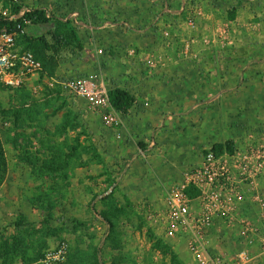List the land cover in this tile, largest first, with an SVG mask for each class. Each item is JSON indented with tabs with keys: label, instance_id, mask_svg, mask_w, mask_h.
Here are the masks:
<instances>
[{
	"label": "rangeland",
	"instance_id": "1",
	"mask_svg": "<svg viewBox=\"0 0 264 264\" xmlns=\"http://www.w3.org/2000/svg\"><path fill=\"white\" fill-rule=\"evenodd\" d=\"M119 1L88 0L89 11H93L90 23L96 31L90 30L82 15L80 21L86 20L87 28L79 32L81 40L89 44L88 51L96 52L102 47V52L96 53L103 55L105 51L97 40L98 33L105 27L107 30L104 31H119L124 26L118 10L124 5ZM76 3L67 0L59 8L77 9ZM100 14L107 15L108 19L105 21ZM186 22L189 25L188 17ZM34 26H29L30 32L37 36L41 31L53 29L54 23L49 21L39 25V29ZM195 27L196 16L194 24L189 25L191 30ZM24 33L25 30L20 33L21 42L26 37ZM166 38L168 36H163L162 41ZM192 43L202 46L193 40L190 43V39L184 46L189 48ZM71 47L44 53L35 47V51H31L37 57H46L49 69L46 80L40 76L16 89L0 92V110L7 121L0 127L4 158V170L0 171V264H190L187 242L178 236L169 238L166 235L164 205L167 190H163L161 184L172 183L194 162L195 158L188 155L201 158L211 149L210 143L204 142L206 137L201 142L204 133L207 134L201 110L194 108L187 114L191 124L183 117V133L176 128L171 131L178 155L172 157L174 160L168 157L164 162L171 169L165 181L156 167L157 162L154 160L152 164L151 161V156L161 151L156 137L151 138L153 143L149 149L146 147L148 138L128 140L122 130L123 124L117 135L104 123L102 113L93 111L84 99L66 91L61 90L60 97H75V104L64 103L58 98L38 99L30 106L38 114L35 121L28 120L23 113L17 118L11 114L14 108L23 109L24 96L34 84L40 95L55 94L58 97L57 86L49 83V77L65 79L95 72L74 66L84 60L85 49L83 46L76 54ZM51 55L55 58L50 59ZM99 55L94 56L95 62L101 59ZM155 67L157 64L151 68ZM191 69L194 76L204 74L203 68ZM102 81L106 86L103 77ZM143 106H150V97L145 99ZM76 107L80 112H73ZM37 110L43 111L44 118ZM58 110L64 114L57 113ZM213 112V109L208 111L210 122L215 118ZM120 117L123 121L122 115ZM197 143L203 144L193 147ZM138 149L146 151L145 159L139 157ZM169 149L171 146L165 149V155ZM184 151L185 155L182 154ZM153 187L158 188L155 196H142L141 193L151 191ZM255 264H264V259Z\"/></svg>",
	"mask_w": 264,
	"mask_h": 264
},
{
	"label": "crops",
	"instance_id": "2",
	"mask_svg": "<svg viewBox=\"0 0 264 264\" xmlns=\"http://www.w3.org/2000/svg\"><path fill=\"white\" fill-rule=\"evenodd\" d=\"M65 1L67 2L61 0L60 3L63 2L64 6ZM75 1L82 14V0H69L71 3ZM119 2L124 5L122 9H118L124 26L119 31H104L107 30L105 27L98 33L97 40L105 51L103 55L88 51V42L82 41L85 49L84 60L80 63L78 61L79 64L74 66L84 67L88 71H100L108 90L115 87L126 88L133 95L134 102L128 114L122 116V130L128 140L148 138L150 141L146 144L147 148L152 146L151 138L156 137L161 151L158 155L153 154L151 161L152 164L154 160L157 162L156 167L164 181L171 173V169L164 162H167L168 157L174 160L172 157L178 155V147H174L176 143H172L171 131L176 128L183 133V117L185 122L190 121L191 124L188 117L190 115L187 114H191L194 108L201 110L200 115L205 118L203 120L207 134L204 133L201 142L206 137L204 142L212 146L213 143L230 140L233 151L239 152H246L264 142V0ZM92 12L89 11L90 18ZM192 12L199 13L195 14L194 30L186 22ZM100 15L105 21L108 19L107 15ZM39 25L42 24L34 27L39 29ZM29 26H25L24 36H35L30 32ZM78 27V33L86 31L87 28L83 22ZM165 35L168 38L162 41ZM20 37L18 39L24 45L25 41L21 42ZM189 39L190 43L193 40L202 46H193L192 43L186 48L184 44ZM94 40L92 35L91 41ZM131 49L135 50L134 54L130 53ZM98 55L101 59L95 62L94 56ZM149 55L155 57L157 67L151 68L145 64L144 59ZM191 68H203L205 75L194 76ZM55 85L58 97L55 94L40 95L38 89H32L24 96V107H21L23 109L14 108L11 114L14 118L24 114L28 120L35 121L38 114L36 110L30 109L34 100L58 98L64 103H76V96L60 97L62 89L58 84ZM34 87L36 88L35 84ZM149 97L150 106L144 107L143 102ZM203 105L206 106L205 109L199 108ZM73 109V112H80L78 107ZM211 109L214 110L212 116L215 118L210 122L208 111ZM59 112L64 114L61 110L57 113ZM38 113L44 118L43 111ZM201 144L203 143H197L193 147L202 146ZM131 145L132 149L133 144ZM170 146L171 149L167 151L169 153L165 155V149ZM132 151L130 152L133 153ZM182 154L185 155V151ZM187 157L195 158L192 163L200 161V156L190 154ZM184 171L185 169L172 183L165 181L164 185L161 184L163 190L179 183L183 179ZM157 189L153 187L151 191L146 190L141 194L144 197H153L158 193ZM239 189L243 193V201L232 213L213 214L210 226L202 234V245L206 251L225 255L228 262L243 246L240 234L242 221L247 220L260 233H264V206L258 201V197L264 199V171L254 175L250 182L240 183ZM199 211L200 204L196 195L191 197L190 213L194 215ZM188 235L185 232L178 237L187 242ZM251 250L254 264L259 259H264V252L257 244ZM190 256L192 263L194 257L191 253Z\"/></svg>",
	"mask_w": 264,
	"mask_h": 264
},
{
	"label": "built area",
	"instance_id": "3",
	"mask_svg": "<svg viewBox=\"0 0 264 264\" xmlns=\"http://www.w3.org/2000/svg\"><path fill=\"white\" fill-rule=\"evenodd\" d=\"M60 1L0 0V92L16 89L40 76L46 77L42 62L18 39L20 33L25 30L24 25H32L31 20L26 18L27 13L38 10L48 18L57 16L75 25L81 24L80 18L83 15L90 30L94 31L90 23L88 0H82L85 2L82 3V14L78 9L60 10ZM195 14L199 13L192 12L188 15L190 26L195 22ZM86 20L83 21L85 27ZM96 52L101 53L102 50L97 49ZM130 53L135 52L131 49ZM144 62L148 67L156 64L150 55L145 57ZM48 81L51 85L58 84L68 94L84 99L93 111L102 113L104 123L119 134L123 121L108 99V89L101 74L91 72L65 79L51 76ZM33 89L37 90L38 87ZM5 124L7 121L3 119L0 110V127ZM137 154L142 159L147 157L146 151L142 149H138ZM261 171H264V142L246 152L224 150L215 153L209 149L202 154L199 162L187 166L179 183L167 189L164 205L165 232L169 238L185 232L189 234L187 247L194 257L191 264H254V254L251 250L254 244L264 252V233H260L247 220L241 223L243 246L234 253L230 262L225 255L208 253L202 245V234L210 226L212 215L218 212L232 213L244 199L239 189L240 183L250 182L252 177ZM188 186L198 191L200 211L194 215L190 213L191 197L185 192ZM258 201L264 206V199L258 197ZM59 252H62V249Z\"/></svg>",
	"mask_w": 264,
	"mask_h": 264
},
{
	"label": "trees",
	"instance_id": "4",
	"mask_svg": "<svg viewBox=\"0 0 264 264\" xmlns=\"http://www.w3.org/2000/svg\"><path fill=\"white\" fill-rule=\"evenodd\" d=\"M26 18H29L31 20L32 25L45 24L51 20H53L54 23L53 29L47 30L45 33H41L35 37L30 36L24 39V46L29 50H32L34 52L35 47H37L42 50L43 53L45 51L59 52L60 50L65 51L67 48L72 46L70 50H72L76 54H79L80 51L83 49V43L78 33L79 25H75L69 20H62L57 16H53V18H48L43 14V12H40L38 10L27 13ZM25 26L27 25H24V27ZM34 56L42 62L44 69L47 73L48 67L46 66L45 61L46 57L44 56V58H40L37 57L35 54ZM49 58L52 59L55 57L51 55L49 56ZM107 94L108 99L111 105L115 108V110L118 111L122 116L127 115L130 107L134 102L133 95L126 88L120 87L109 89ZM210 150L214 151L215 153H220L224 150L232 152V142L230 140H225L224 142L213 143ZM2 170H4V158L2 147L0 144V171ZM185 192L189 197H194L198 193V191L194 190L192 186L186 187ZM105 221L107 222V220ZM99 249L100 247H98V251H96L97 254L99 252Z\"/></svg>",
	"mask_w": 264,
	"mask_h": 264
}]
</instances>
